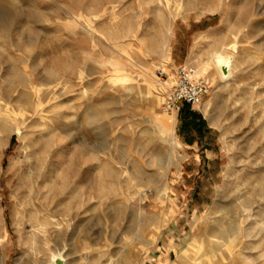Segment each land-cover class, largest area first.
Listing matches in <instances>:
<instances>
[{"label": "rangeland", "instance_id": "rangeland-1", "mask_svg": "<svg viewBox=\"0 0 264 264\" xmlns=\"http://www.w3.org/2000/svg\"><path fill=\"white\" fill-rule=\"evenodd\" d=\"M182 3L153 21L161 8L144 0H0L13 16L0 27V264L62 251L66 264H224L234 236L264 263V0ZM232 41L221 78L209 51ZM184 64L209 85L194 107L218 149L206 202L176 182L184 156L163 106Z\"/></svg>", "mask_w": 264, "mask_h": 264}, {"label": "crops", "instance_id": "crops-1", "mask_svg": "<svg viewBox=\"0 0 264 264\" xmlns=\"http://www.w3.org/2000/svg\"><path fill=\"white\" fill-rule=\"evenodd\" d=\"M174 117L176 139L180 146V152L184 156L176 170V182L182 189L190 187V192L186 195L187 198L206 202L203 197L208 195L205 193V189L202 191V188L204 186L212 187V180H208L205 174L212 173L215 165L217 167L218 164L215 131L206 124L205 118L200 112L187 104H182L181 110L174 113ZM180 192L181 195H175V198L184 196L183 192ZM168 246L170 247V245ZM173 264L179 263L174 262Z\"/></svg>", "mask_w": 264, "mask_h": 264}, {"label": "bare ground", "instance_id": "bare-ground-1", "mask_svg": "<svg viewBox=\"0 0 264 264\" xmlns=\"http://www.w3.org/2000/svg\"><path fill=\"white\" fill-rule=\"evenodd\" d=\"M146 3H150V4H153V5H155V6H157V7H159V8H161V9H158V10H156V11H153V15H154V18H153V21L156 19V18H162V19H165V16H164V13H165V9H169L170 7H174L175 9H177L178 10V12H179V9L181 8V7H183V0H144ZM235 1V0H234ZM184 2H185V0H184ZM193 2H195V1H193ZM201 2V1H200ZM200 2H198V3H200ZM238 2V1H237ZM200 5V4H199ZM181 12V11H180ZM179 12V13H180ZM35 16V15H34ZM33 16V17H34ZM177 17V16H176ZM13 18V16L10 14V15H7V16H4V15H0V27L2 28V29H5L6 27H7V25H8V21L10 20V19H12ZM90 20V19H89ZM90 23V22H89ZM168 30H170V28L168 27L167 28ZM147 34V33H146ZM213 35H214V33L213 32H211L207 37H206V42H211L212 40H213ZM234 37V36H233ZM33 38V37H32ZM234 39H235V37H234ZM148 40V38L146 37V36H144L143 37V41L144 42H146ZM149 41V40H148ZM236 43V41L234 42V41H232V43H228V44H225V45H222L221 47H218V46H213V48L209 51V56H210V60L213 62V65L215 66V69H216V74L219 76V77H221V78H226V77H228V76H230L232 73H233V63L232 62H230V55H229V50L230 49H232V48H234L232 45H234ZM30 47V46H29ZM30 50V49H29ZM26 55V54H25ZM260 58V57H259ZM258 60V59H257ZM202 66V72H203V74H204V70H205V67H204V65H201ZM223 66H225L226 67V69H227V72L225 71H223ZM171 79V78H170ZM122 81H125L126 79H121ZM165 82V81H164ZM168 83L170 84V83H172V81L171 82H169L168 81ZM171 85V84H170ZM169 85V86H170ZM144 86V85H143ZM247 91V90H246ZM144 93V92H143ZM63 94H65V93H63ZM144 95H145V97H146V95H147V93L145 92L144 93ZM61 96V95H60ZM142 97V96H141ZM63 99V98H62ZM41 105H43V104H41ZM40 106V105H39ZM21 119V118H20ZM27 119V118H26ZM30 119V118H29ZM162 119V118H161ZM90 120V119H89ZM166 121V120H165ZM49 121H45L44 123H43V125L41 126V129L39 130L41 133H47V134H50L51 133V131L49 130L48 131V129H49V123H48ZM163 122L158 118V124H162ZM171 123H172V121H171ZM162 126V125H161ZM163 127V126H162ZM165 127V126H164ZM56 129V128H55ZM17 130V133H18V135H20L22 138H24L25 137V135L23 134V132H21L20 130L21 129H19V128H17L16 129ZM49 136V135H48ZM52 138V137H51ZM26 139V138H25ZM51 141V140H50ZM25 143V142H24ZM48 143H49V141H48ZM51 143V142H50ZM47 145V143L46 144H44L43 146H41V148L42 149H44L45 148V146ZM49 145H51V144H49ZM27 146H29L30 147V143L29 142H27ZM55 147V146H54ZM31 148V147H30ZM52 148V147H51ZM41 149V150H42ZM60 152V151H59ZM56 156V155H55ZM25 158L26 159H28V161H29V170H28V175H27V177H28V190H29V195H30V197H32L33 196V178L34 177H38V174H39V172H38V170L36 171V167H35V164L34 163H31V154H30V152H28L27 154H26V156H25ZM57 164V163H56ZM52 170V169H51ZM35 178V179H36ZM38 179V178H37ZM37 184V183H36ZM43 186V185H42ZM35 201V200H34ZM45 205V204H44ZM35 206H37V205H35ZM33 213V212H32ZM224 213V212H223ZM35 215H37V214H35ZM39 217V216H38ZM32 226H34V225H32ZM263 226V225H262ZM35 227V226H34ZM37 235H38V232H36L35 231V229H32L31 231H30V233H29V239H28V242H30V243H33V242H35V239H36V237H37ZM225 243L227 244V247L225 248V249H227L228 251H223L222 253H221V259H225L226 261H225V263H227V264H249L251 261L253 262L254 260H256V259H251V258H249V257H246L244 254H242L241 252L240 253H237V252H234L233 251V249L235 248V249H237L238 248V246L242 243V241H237V237L236 236H234L232 239H230L229 241H222V244H221V246H224L225 245ZM206 248V247H205ZM200 250H201V248H200ZM63 253V251L62 252H58L57 254L56 253H52V261H53V259H54V257L55 256H58V255H61ZM201 253V252H200ZM64 254V253H63ZM209 254V253H208ZM260 256H261V254H260ZM64 258H65V264H66V257L64 256ZM184 258V257H183ZM259 259H261L260 257H259ZM50 260H51V258H50ZM258 260V259H257ZM196 263V264H208V262L207 261H203V262H196V261H189V262H187L186 264H193V263ZM220 261H215V262H212V263H210L209 262V264H220L219 263ZM258 262V261H257ZM223 263V262H222ZM224 263V264H225ZM264 264V263H263Z\"/></svg>", "mask_w": 264, "mask_h": 264}, {"label": "built area", "instance_id": "built-area-1", "mask_svg": "<svg viewBox=\"0 0 264 264\" xmlns=\"http://www.w3.org/2000/svg\"><path fill=\"white\" fill-rule=\"evenodd\" d=\"M177 77L165 91L163 106L165 111L179 112L182 104L191 108L198 106L209 91L208 81L189 65H181L177 69ZM159 79L164 82L167 78L163 70L158 71Z\"/></svg>", "mask_w": 264, "mask_h": 264}, {"label": "water", "instance_id": "water-1", "mask_svg": "<svg viewBox=\"0 0 264 264\" xmlns=\"http://www.w3.org/2000/svg\"><path fill=\"white\" fill-rule=\"evenodd\" d=\"M223 71L227 72V69L225 66H223ZM53 264H65L64 254L62 253L61 255L55 256L53 259Z\"/></svg>", "mask_w": 264, "mask_h": 264}]
</instances>
